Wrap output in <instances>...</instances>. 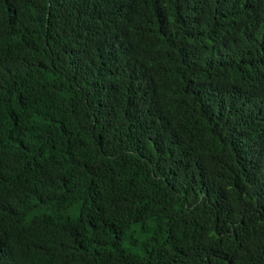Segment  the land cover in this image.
Segmentation results:
<instances>
[{
	"label": "trees",
	"instance_id": "1",
	"mask_svg": "<svg viewBox=\"0 0 264 264\" xmlns=\"http://www.w3.org/2000/svg\"><path fill=\"white\" fill-rule=\"evenodd\" d=\"M0 264H264V0H0Z\"/></svg>",
	"mask_w": 264,
	"mask_h": 264
},
{
	"label": "rangeland",
	"instance_id": "2",
	"mask_svg": "<svg viewBox=\"0 0 264 264\" xmlns=\"http://www.w3.org/2000/svg\"><path fill=\"white\" fill-rule=\"evenodd\" d=\"M76 214L75 213H73V216H75Z\"/></svg>",
	"mask_w": 264,
	"mask_h": 264
}]
</instances>
